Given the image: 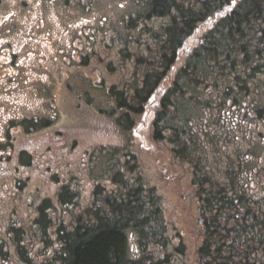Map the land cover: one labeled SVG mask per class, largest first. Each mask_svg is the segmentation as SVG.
<instances>
[{
  "label": "trees",
  "instance_id": "trees-1",
  "mask_svg": "<svg viewBox=\"0 0 264 264\" xmlns=\"http://www.w3.org/2000/svg\"><path fill=\"white\" fill-rule=\"evenodd\" d=\"M132 3L102 77L121 143L113 188L96 187V204L68 226L41 210L38 260L264 264V0ZM147 155L166 175L154 187L137 164ZM169 182L190 210V247ZM67 192L61 203L73 206Z\"/></svg>",
  "mask_w": 264,
  "mask_h": 264
},
{
  "label": "flooded vegetation",
  "instance_id": "flooded-vegetation-1",
  "mask_svg": "<svg viewBox=\"0 0 264 264\" xmlns=\"http://www.w3.org/2000/svg\"><path fill=\"white\" fill-rule=\"evenodd\" d=\"M81 7L87 0H0V264H38L36 192L62 189L64 176L79 171L81 114H101L72 80L95 77L86 75L87 41L113 44L102 26H86Z\"/></svg>",
  "mask_w": 264,
  "mask_h": 264
},
{
  "label": "rangeland",
  "instance_id": "rangeland-1",
  "mask_svg": "<svg viewBox=\"0 0 264 264\" xmlns=\"http://www.w3.org/2000/svg\"><path fill=\"white\" fill-rule=\"evenodd\" d=\"M135 11V7L130 0H90L88 8L86 10H81V19L86 22V26H103L105 29H109L107 37L115 39V34L119 36L121 33V24H124V19L127 20L129 17L134 16ZM93 30H95V28H93ZM114 48H117V45L113 44L112 51ZM98 67L99 65L96 62H93L92 65L91 63L86 65V68L89 72V74L86 75L89 77L95 76L94 80H96V75L93 74V70L97 69ZM90 81H93V79H85L83 76H81V83L75 79L72 80V83L76 90L81 89V93L85 90L87 97L89 96L92 102H94V104L99 107V109L104 111V113H108L110 109L109 104L105 101L104 93L102 91L98 92L99 89H92L89 83ZM23 114L26 116H34L35 110H23ZM96 118L98 119V117ZM96 118L88 112L81 114V156L78 158L80 166H78L77 163L72 162L74 166L79 168V171H76V168L72 170L76 172H74L71 176L72 179L70 180V186L74 188L81 185V198L79 204L83 208H86L87 204H89V191L94 190L97 186L103 187L105 188L104 190L107 191L113 188L109 179L111 177L110 171L113 172L115 166L109 164L107 168L105 162L107 160L113 161L115 157L116 160H121L116 152H113L114 158L112 160L105 156L109 155V153L107 151H103L111 148V144L113 143H109L110 140H102V135L104 130L107 128V125L104 122L98 123ZM114 144L117 147L120 146L118 140H115ZM86 151L87 154H85ZM256 153L260 154V151H257ZM74 160L77 162V158H74ZM137 164L141 166L140 171L144 173L142 174L147 178L149 186L154 187L159 183V179L163 181L166 179V175L159 172L154 159L149 155L144 156L143 161L137 160ZM39 176L42 178V175L39 174ZM48 189L49 190L44 189L40 191L42 194H50L49 198H53L55 194L54 189L56 188L51 186ZM167 189L170 190L171 195V203H169L168 207L171 209H173L172 206L176 207L175 210L178 224L184 236V242L188 247H190V210L184 208V202L181 200L179 195L176 197L171 193L170 184L167 186ZM31 191L36 192V189H32ZM41 197L43 196L41 195ZM60 207L61 206L59 205V208ZM62 215L66 218L68 217V213L66 211H62ZM126 235L128 250L127 255L129 256L128 258L135 259L138 255L135 248V234L128 230ZM39 263L43 264L44 262L40 261Z\"/></svg>",
  "mask_w": 264,
  "mask_h": 264
}]
</instances>
